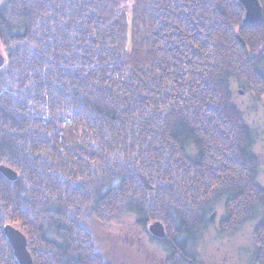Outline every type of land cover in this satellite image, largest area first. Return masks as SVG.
<instances>
[{
  "label": "trees",
  "instance_id": "trees-1",
  "mask_svg": "<svg viewBox=\"0 0 264 264\" xmlns=\"http://www.w3.org/2000/svg\"><path fill=\"white\" fill-rule=\"evenodd\" d=\"M262 19L239 0H1L0 264H112L86 216L161 220L167 264L226 197L223 232L264 213L255 136L232 83L264 95ZM249 264H264V216Z\"/></svg>",
  "mask_w": 264,
  "mask_h": 264
},
{
  "label": "rangeland",
  "instance_id": "rangeland-1",
  "mask_svg": "<svg viewBox=\"0 0 264 264\" xmlns=\"http://www.w3.org/2000/svg\"><path fill=\"white\" fill-rule=\"evenodd\" d=\"M231 83L235 103L244 112L248 125L253 129V151L259 158L258 179L264 187V95L259 98L252 89L243 88L235 79ZM211 214L212 223L203 232V237L192 246L197 263L249 264L254 249L252 232L264 213L233 233L223 232L221 227V222L228 217L226 197L216 203ZM84 220V225L93 235L98 252L108 262L167 264L170 249L151 238L149 225L156 220L150 221L146 228L137 223L133 214H126L107 226H103L94 216H86Z\"/></svg>",
  "mask_w": 264,
  "mask_h": 264
},
{
  "label": "water",
  "instance_id": "water-1",
  "mask_svg": "<svg viewBox=\"0 0 264 264\" xmlns=\"http://www.w3.org/2000/svg\"><path fill=\"white\" fill-rule=\"evenodd\" d=\"M245 7V22L256 24L262 19L263 6L260 0H239ZM6 63L5 55L1 50L0 39V68ZM0 171L5 174L6 177L12 180H16L18 172L6 164H0ZM215 214L213 213V216ZM150 232L154 237L163 238L167 234L166 227L161 220H156L149 225ZM4 232L8 237L10 243L13 245L14 254L20 264H34L33 256L28 249L27 237L19 229L11 223H8L4 227Z\"/></svg>",
  "mask_w": 264,
  "mask_h": 264
}]
</instances>
